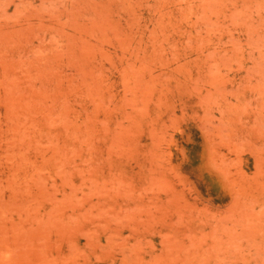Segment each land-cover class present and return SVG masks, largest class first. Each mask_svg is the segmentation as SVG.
Wrapping results in <instances>:
<instances>
[{
    "label": "rangeland",
    "instance_id": "obj_1",
    "mask_svg": "<svg viewBox=\"0 0 264 264\" xmlns=\"http://www.w3.org/2000/svg\"><path fill=\"white\" fill-rule=\"evenodd\" d=\"M0 264H264V0H0Z\"/></svg>",
    "mask_w": 264,
    "mask_h": 264
}]
</instances>
